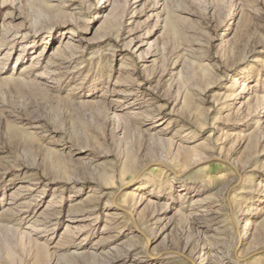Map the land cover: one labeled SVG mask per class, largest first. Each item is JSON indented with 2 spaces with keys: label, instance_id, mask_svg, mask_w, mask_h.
<instances>
[{
  "label": "rangeland",
  "instance_id": "obj_1",
  "mask_svg": "<svg viewBox=\"0 0 264 264\" xmlns=\"http://www.w3.org/2000/svg\"><path fill=\"white\" fill-rule=\"evenodd\" d=\"M263 92L264 0H0V264H264Z\"/></svg>",
  "mask_w": 264,
  "mask_h": 264
},
{
  "label": "bare ground",
  "instance_id": "obj_2",
  "mask_svg": "<svg viewBox=\"0 0 264 264\" xmlns=\"http://www.w3.org/2000/svg\"><path fill=\"white\" fill-rule=\"evenodd\" d=\"M264 93V92H263ZM253 97V95H252ZM262 97V96H261ZM250 98V97H249ZM258 98V97H257ZM254 99V98H253ZM259 100V99H258ZM263 100V99H262ZM256 101V100H255ZM148 187V183L147 182H142L140 185H137V187L134 188V190L136 191H143ZM167 193L169 194L170 191H167Z\"/></svg>",
  "mask_w": 264,
  "mask_h": 264
}]
</instances>
